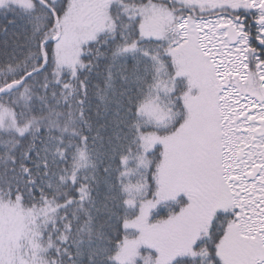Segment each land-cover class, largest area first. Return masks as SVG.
Instances as JSON below:
<instances>
[{"label": "snow or ice", "instance_id": "snow-or-ice-1", "mask_svg": "<svg viewBox=\"0 0 264 264\" xmlns=\"http://www.w3.org/2000/svg\"><path fill=\"white\" fill-rule=\"evenodd\" d=\"M0 264H264V0H0Z\"/></svg>", "mask_w": 264, "mask_h": 264}]
</instances>
